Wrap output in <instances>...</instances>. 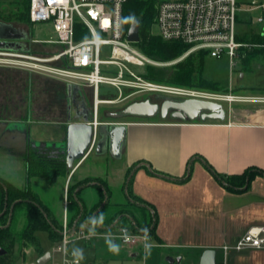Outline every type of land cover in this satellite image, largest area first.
Wrapping results in <instances>:
<instances>
[{
    "label": "crops",
    "instance_id": "0c3cea01",
    "mask_svg": "<svg viewBox=\"0 0 264 264\" xmlns=\"http://www.w3.org/2000/svg\"><path fill=\"white\" fill-rule=\"evenodd\" d=\"M51 35L50 39L40 43L46 48V56L57 54V45L50 43L55 40L54 31ZM28 40L7 41L15 44L18 50H7L10 45L7 44L0 51L34 54L35 51L25 49L22 44ZM58 81L67 88L68 123L72 97L82 100L87 96L86 92L93 93V89ZM69 86L72 87L70 94ZM28 121L29 118L21 123H11L24 125ZM122 123L127 125V141L119 161L125 162L126 181L128 183L132 178L131 195L136 203L147 206V211L156 219L155 230L148 232L153 242L149 249L166 250L167 259H174V263H178L179 257L181 262L190 257L200 264L204 252L214 250L217 252L216 264H264V250L231 251L224 259L221 249L224 245H234L249 228L264 226V176H256L241 192L230 191L226 183L229 177L251 169L264 171V109L235 112L232 108L224 122L135 119ZM9 124L5 125L7 132L21 136L29 134L22 130L9 131ZM98 138L97 135L92 150ZM63 141L59 139L56 143ZM90 153L81 163L75 164L74 171L69 170L68 183L90 158ZM106 154H110L109 151L97 156ZM215 174L223 177L224 182H220ZM90 176L92 174H87L79 180ZM101 190L104 191L94 185L76 189L86 210L100 203ZM67 192L66 206L69 207ZM91 194L95 196L93 199L88 198ZM121 197L124 201L117 200L115 204L128 201L127 187ZM138 218L141 219L139 215ZM130 254L133 258L139 257L138 252Z\"/></svg>",
    "mask_w": 264,
    "mask_h": 264
},
{
    "label": "rangeland",
    "instance_id": "374dc122",
    "mask_svg": "<svg viewBox=\"0 0 264 264\" xmlns=\"http://www.w3.org/2000/svg\"><path fill=\"white\" fill-rule=\"evenodd\" d=\"M241 2L246 4L247 1L241 0ZM26 3H28V0H0V13L3 17L24 13V4ZM259 15L260 13L258 11H244L239 13V19L243 26L242 28L249 25L256 32L260 30L262 32L264 28L256 24V19ZM14 18L15 17H13V20L9 22V24H12L16 29L28 34L29 40L22 43L24 48L35 51V53L31 55L46 56V48L43 47L44 44L40 43H44L45 40L52 37V25H34L31 21L20 22L14 20ZM0 22L2 21L0 20ZM242 28H240V30ZM156 30V27L152 28L154 34L157 33ZM47 47L52 48L50 45ZM60 48L61 47L57 46V52L61 50ZM106 56H108V49L104 48L103 58H106ZM164 67L159 66L157 68ZM132 69L139 72L141 75L144 74L146 70L144 67H132ZM28 71L31 70L24 67L0 63V177L21 189H25L28 184H30L32 190L37 193L42 203L57 220L59 225V229L57 230L58 235H61V232L64 230L66 219L70 236L77 228H80L85 223L86 232L92 234L91 240L88 242L82 236H77L68 246V251L72 254L75 249L83 250V259L79 260L80 264H178L168 262L166 250L152 248L142 251L138 247L124 246L120 242V231L122 229L132 230L138 227L134 218L129 216V214L122 215L116 212L114 214V220H111L109 225H98L95 231L89 226L88 219L83 223H79L77 228L75 227L76 223L78 221L80 222L82 218L78 216L75 219V212H73L70 207L66 206V192L68 187L75 186L87 179L84 186L94 185L100 186L104 190H109V192L113 194L110 204H115L117 200H122L124 198L121 197V195L128 184L126 181L128 173H125V162L123 159L121 161L114 160L110 154L97 156L95 149H93L90 153V158L75 174L72 181L68 183L70 171L67 173L68 175L66 177L60 175L59 166L62 165L63 162L57 157L59 154L55 149H51V152L47 151L49 150L47 149L48 145H55L59 139H64L65 141L64 126L61 124L67 122L68 103L66 85L36 70H32L31 73ZM203 77L210 82L218 84L223 88V91L215 93L199 89H188L206 94V96H201L196 99L219 102L223 104L227 112H230L232 108L235 112H241L244 109L252 111L264 109V103H252L248 101L250 98H264V68H259L254 72H245L243 71L242 63L236 60L235 66L230 70L227 57L217 59L206 56ZM229 89H231V91ZM129 93L130 92L125 91L124 97ZM86 94L90 104L89 107L93 109L94 114V94L90 91H87ZM158 94L165 95L161 93L149 95L152 97L151 99L153 102L157 101L156 95ZM217 96L235 97L236 100L228 102L217 98ZM99 97L100 99L116 98L117 100L119 99L118 90L110 85L101 84ZM129 101L130 100H126L119 104L100 105L97 109L99 122L122 123L134 121V118L117 120L107 117V113L122 110L124 104H127ZM28 118L29 125L25 123L21 125L19 129L23 132L28 131L29 134L21 136V134L16 132H7L6 124H12L11 122L21 123ZM156 119L159 120V118ZM166 121H170V119ZM72 122H75V118L72 119ZM9 128L11 129L13 127ZM36 147L42 149L40 151L41 153H39L40 162H42V164L35 165L32 163L30 166L32 169L31 171L39 175L29 178L26 164L27 155L29 151L33 152ZM43 166H45L44 170L49 171L51 175L49 178L42 177L44 174ZM87 174H92V176L83 181L79 180ZM230 182L234 185L238 183L233 180ZM94 197V194L88 196L89 199H93ZM95 208L96 206L94 208H88L87 214L92 215ZM137 230H139V228H137ZM71 237L73 238V236ZM37 238L44 254L47 252L52 254L54 249L58 246V244L52 241L46 233H37ZM109 241L118 247V252L114 253L109 250ZM130 252H138L139 257L133 258ZM54 256L55 257H53L49 263L47 261L45 264H53V262L60 261V255L55 254ZM40 257H42V255L40 256L35 253L27 252V258H20L15 264H38V259H40ZM73 257L77 259L74 255ZM180 264L199 263L190 257H186Z\"/></svg>",
    "mask_w": 264,
    "mask_h": 264
},
{
    "label": "built area",
    "instance_id": "2783aa9c",
    "mask_svg": "<svg viewBox=\"0 0 264 264\" xmlns=\"http://www.w3.org/2000/svg\"><path fill=\"white\" fill-rule=\"evenodd\" d=\"M156 0L154 27L164 41H176L188 45L189 50L180 58L168 63H160L145 55L137 46L129 42L124 31L123 9L129 0H30L29 18L31 23L50 24L55 40L50 42L61 47L56 55L36 56L27 53L0 51V63L36 70L41 74L56 77L57 80L93 89L95 112L91 125L94 127L93 145L97 138V109L102 104H114L117 100H101V84L118 90L119 99L125 91L127 97L138 94L161 93L170 96L198 98L206 94L185 88L164 86L146 80L132 67L171 66L196 51H207L208 56L221 59L227 57L230 70L239 60V50L246 44L238 41L239 13L258 11L256 24L264 28V0ZM108 56L103 58V49ZM57 63V64H55ZM231 91V89H229ZM222 100L235 97H221ZM252 103H264V98H250ZM83 224L71 236L67 219L58 246L51 254L60 255V261L53 264H77V259L69 253L71 241L82 236L89 241L92 234L86 232ZM120 242L124 246L138 247L146 251L144 232L130 229L120 231ZM127 236V239H125ZM224 259L231 251L241 253L249 250H264V226L249 228L234 244L221 247ZM48 261V263H49ZM47 263V264H48ZM80 264V261L78 262Z\"/></svg>",
    "mask_w": 264,
    "mask_h": 264
},
{
    "label": "trees",
    "instance_id": "16d2710c",
    "mask_svg": "<svg viewBox=\"0 0 264 264\" xmlns=\"http://www.w3.org/2000/svg\"><path fill=\"white\" fill-rule=\"evenodd\" d=\"M29 4L30 0L24 4V13L8 17H3L0 13V20L3 23H9L15 17L14 20L30 22ZM155 18L156 0H129L123 9L124 31L128 32L131 24L134 21H139L140 41L137 46L145 55L161 63L172 62L182 57L190 47L176 41H164L158 34H154L152 28L155 24ZM242 27L240 22L238 41L246 44V46L239 50V61L242 63L243 71L254 72L259 68H264V30L256 32L249 25L245 28ZM240 28L242 29L240 30ZM206 56H208L207 51H196L169 67H147L142 76L146 80L156 84H164L177 88L199 89L206 92H221L223 88L203 77ZM225 90L228 91L227 89ZM47 149H49L47 150L48 152H51V149L57 151V143L55 145H48ZM58 154L57 157L63 162L59 166L60 175L66 177L69 170L65 159V147L60 149V153ZM30 156V159L26 161L29 178L39 175L31 171L30 166L32 163L35 165L42 164L39 152H36V149L30 153ZM44 169L45 166H43ZM43 172L42 177L49 178L51 176L49 171L44 170ZM258 175L264 176V171L251 169L241 175L229 177L226 179V183H228L230 191L241 192L244 186ZM215 176L220 182H224L223 177L217 174ZM232 180L238 183L234 185L230 182ZM86 182L87 179L75 186L68 187V206L74 210L75 219L78 216L82 218L80 222L76 223V228L79 226V223H83L88 219L90 227L95 231L98 225H109L111 220H114V214L119 212L122 215L129 214V216L133 217L138 226L137 228L141 231L144 228H147L149 233L155 230L156 219H154V216L147 211V206L136 203L134 197L131 195L130 186L132 178L127 184L128 201L125 204H110L111 193L109 190H101V201L94 209L92 215L87 214V210L79 196L80 192L76 191L79 186H84ZM230 185L239 189H234ZM95 212L97 213L94 218L97 220V223L93 225L91 221ZM101 215L103 217L102 222L100 221ZM138 215L141 219L138 218ZM137 228L132 230L139 232L140 230H137ZM58 229L57 220L42 203L37 193L32 190L30 184L25 189H21L0 177V249L5 251L3 255H0V264H15L20 258L26 259L27 252L43 256L44 251L38 241L37 233H46L52 241L57 243L61 239V235L57 233Z\"/></svg>",
    "mask_w": 264,
    "mask_h": 264
},
{
    "label": "water",
    "instance_id": "95a60500",
    "mask_svg": "<svg viewBox=\"0 0 264 264\" xmlns=\"http://www.w3.org/2000/svg\"><path fill=\"white\" fill-rule=\"evenodd\" d=\"M140 22L134 21L128 32L127 39L129 42L138 43L140 41ZM28 35L24 32H20L15 29L11 24L0 23V50L4 49L7 44V50L17 51L13 43H7V41H19L26 40ZM243 77V75H242ZM72 87H68V93L70 94ZM75 92L79 90L74 87ZM160 109L162 120L168 119V113L170 110H175L170 118L174 121L182 122H195V121H218L224 122L229 112H227L223 104L216 101H208L196 98L189 99H170L164 102L160 108L158 104H152L149 100L145 102H136L120 112L113 113L110 116L114 119L123 118H138V119H154ZM71 115L69 111L70 122ZM92 120H87L83 123H69L65 132V159L67 168L70 171L75 170V164L81 163L88 157L92 150L94 127L91 125ZM19 124H10L9 131L20 130ZM27 132V131H26ZM25 132V133H26ZM101 140L97 143V155H101L109 151L110 155L117 160L122 158L123 150L126 147L127 141V125L125 123H117L113 125H103L99 127L98 134ZM5 251L0 249V255H3ZM51 254L45 253L38 260V264H45L50 260ZM217 252L214 250L205 251L200 264H216ZM168 262L174 263V259H167ZM178 263L181 262V258H177Z\"/></svg>",
    "mask_w": 264,
    "mask_h": 264
},
{
    "label": "flooded vegetation",
    "instance_id": "af4514ba",
    "mask_svg": "<svg viewBox=\"0 0 264 264\" xmlns=\"http://www.w3.org/2000/svg\"><path fill=\"white\" fill-rule=\"evenodd\" d=\"M151 94H154V93H149L148 95H145V94H138V95H135L133 97H121L120 99H118V101L114 104H119V103H123L124 101L126 100H130L127 104H124V108L125 109L127 106L133 104V103H136V102H145V101H150L152 104H158L161 108L162 104L164 102H166L167 100H170V99H175V100H179V99H189V98H180V97H174V96H165V95H156V100L155 102L152 101V97H150L149 95ZM90 104H89V101L87 99V97L83 98L82 100H79L77 96H73L72 99H71V108H70V115H71V120L70 122H66V123H63L61 125H63V130H64V133L66 132V128L68 126L69 123H83L87 120H91L93 118V109L89 107ZM122 109V110H123ZM121 111V110H120ZM120 111H116V112H113V113H117V112H120ZM113 113H107V117H109L110 119H114L112 118L110 115L113 114ZM175 113V110H170L169 113H168V119H171L170 116ZM75 118V122H72V119ZM159 118V119H162L161 118V114H160V109H159V112L157 114V116L154 118ZM69 119V117H68ZM123 119H126V118H123ZM134 119H138V118H134ZM98 120H99V117H98ZM117 120H120V119H117ZM113 124H117V123H113V122H101V126L103 125H113ZM62 129V128H61ZM101 140V137L98 138V141ZM97 141V143H98ZM65 142H66V138H65V141H63L62 143L58 144L57 145V153H60V149H63L65 147ZM64 144V145H63ZM97 149V144L95 146V153H96V150ZM36 152H40V148L39 147H36ZM30 151L28 152V155H27V159L29 160L30 159ZM58 156V155H57Z\"/></svg>",
    "mask_w": 264,
    "mask_h": 264
},
{
    "label": "clouds",
    "instance_id": "9594fccd",
    "mask_svg": "<svg viewBox=\"0 0 264 264\" xmlns=\"http://www.w3.org/2000/svg\"><path fill=\"white\" fill-rule=\"evenodd\" d=\"M102 215L100 217V221L102 222ZM92 224L95 225L97 223V220L95 218H92ZM142 231L144 232V239L147 241L148 240V229L147 228H144L142 229ZM125 239H127V236H125ZM146 249L147 248H150L151 245L147 244L145 245ZM109 250L112 251V252H118L119 249L116 245L112 244L110 241H109ZM73 255L77 258V264L79 262V260L83 259V250L82 249H75L74 252H73Z\"/></svg>",
    "mask_w": 264,
    "mask_h": 264
},
{
    "label": "bare ground",
    "instance_id": "6f19581e",
    "mask_svg": "<svg viewBox=\"0 0 264 264\" xmlns=\"http://www.w3.org/2000/svg\"><path fill=\"white\" fill-rule=\"evenodd\" d=\"M232 101H234V99H230V98L228 99V102H232Z\"/></svg>",
    "mask_w": 264,
    "mask_h": 264
}]
</instances>
